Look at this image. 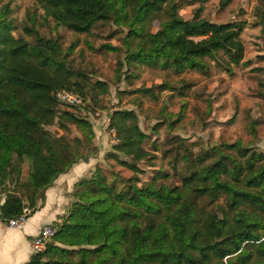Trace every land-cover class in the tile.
<instances>
[{
    "label": "trees",
    "instance_id": "obj_1",
    "mask_svg": "<svg viewBox=\"0 0 264 264\" xmlns=\"http://www.w3.org/2000/svg\"><path fill=\"white\" fill-rule=\"evenodd\" d=\"M37 4L57 25L78 33L110 21L127 25L128 65L181 72L205 68L204 59L219 52L235 65L245 56L241 39L245 21L211 22L201 16V7L192 19H185L170 0H37ZM165 6L168 18L151 32L148 24ZM30 20L24 27L29 34L36 31L35 19ZM15 29L10 10H1L0 220L5 223L33 215L43 206L48 188L85 149L97 152L78 136L59 137L45 127L58 118L63 128L75 124L88 142L95 135L88 119L72 111L58 113V92L90 96L95 105L100 92L106 100L109 96L105 81L85 87L84 73L67 66L55 39L38 32L33 43L15 36ZM110 127L118 142L107 158L114 168H121L106 175L96 167L76 183L66 213L52 224L56 229L52 241L26 264H264L263 151L240 147L236 157L219 150L211 163L186 173L180 186L168 187L156 177L138 185L137 174L143 171L138 162L152 156L145 146L147 135L133 110H115ZM123 168L134 175L122 176ZM205 196L211 205L224 196L227 209L220 216L206 210L201 203Z\"/></svg>",
    "mask_w": 264,
    "mask_h": 264
},
{
    "label": "rangeland",
    "instance_id": "obj_2",
    "mask_svg": "<svg viewBox=\"0 0 264 264\" xmlns=\"http://www.w3.org/2000/svg\"><path fill=\"white\" fill-rule=\"evenodd\" d=\"M170 2L178 5L179 14L185 19H192L201 7V16L211 22L245 21L241 32L245 46L242 62L230 64L227 56L219 52L215 58L204 59L205 68L181 72L156 65H128L127 25L110 21L99 23L89 33H78L46 17L37 0H0V11L7 8L15 21V36L34 43L39 32L55 39L67 66L84 73L85 87L98 80L108 84V100L100 92L98 105L90 96L78 106L59 103V114L72 111L88 119L95 133L92 142L86 141L85 133L75 124L63 128L56 118L45 125L56 136H78L86 145L94 146L97 152L84 148L78 161L89 164L86 176L96 167H101L106 175L110 169L121 168H114L112 159L107 158L118 142L116 130L110 127L111 115L117 109L136 113L147 135L146 149L153 156L150 161L138 162L143 169L137 174L138 185L156 177L158 183L168 187L180 186L186 173L201 163H211L219 156V150L236 157H240V147L264 152V0ZM167 8L148 24V30L159 29L160 22L168 18ZM31 18L35 19L36 31L29 34L24 27L32 23ZM132 175L133 171L123 168L122 176ZM201 203L219 216L227 209L224 196L214 205L206 196Z\"/></svg>",
    "mask_w": 264,
    "mask_h": 264
},
{
    "label": "crops",
    "instance_id": "obj_3",
    "mask_svg": "<svg viewBox=\"0 0 264 264\" xmlns=\"http://www.w3.org/2000/svg\"><path fill=\"white\" fill-rule=\"evenodd\" d=\"M89 164L75 163L61 174L46 191V200L22 227H12L0 220V264H26L35 254L32 241L46 225L59 221L71 202L76 183L87 175Z\"/></svg>",
    "mask_w": 264,
    "mask_h": 264
},
{
    "label": "built area",
    "instance_id": "obj_4",
    "mask_svg": "<svg viewBox=\"0 0 264 264\" xmlns=\"http://www.w3.org/2000/svg\"><path fill=\"white\" fill-rule=\"evenodd\" d=\"M57 98L60 102L71 106H78L83 104L84 102L82 96L66 90L59 91L57 94ZM26 220L27 217L25 214H23L17 218L10 219L8 221V225L12 227H22ZM55 233L56 229L52 225L44 226L40 233L37 234L32 241L34 252H43L46 249L47 244L52 241Z\"/></svg>",
    "mask_w": 264,
    "mask_h": 264
}]
</instances>
